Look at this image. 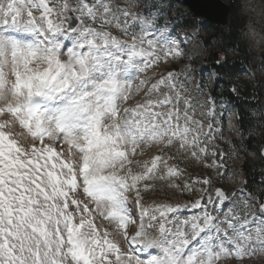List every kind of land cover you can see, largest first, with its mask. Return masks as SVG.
Wrapping results in <instances>:
<instances>
[{
	"label": "snow or ice",
	"instance_id": "snow-or-ice-1",
	"mask_svg": "<svg viewBox=\"0 0 264 264\" xmlns=\"http://www.w3.org/2000/svg\"><path fill=\"white\" fill-rule=\"evenodd\" d=\"M135 21L115 0H0V264H243L264 252V199L183 179L178 156L225 167L210 151L215 102L174 71L141 76L181 52ZM157 182L200 195L145 206Z\"/></svg>",
	"mask_w": 264,
	"mask_h": 264
},
{
	"label": "rangeland",
	"instance_id": "rangeland-1",
	"mask_svg": "<svg viewBox=\"0 0 264 264\" xmlns=\"http://www.w3.org/2000/svg\"><path fill=\"white\" fill-rule=\"evenodd\" d=\"M133 1H136V3L131 4L130 2ZM219 1L227 7L232 5L236 7L239 18L243 20V24L240 29V35L246 47L248 64L242 68L239 78L236 79L237 82L234 88L241 91L242 93H244L245 90H248L251 92L250 100L252 99L260 101L258 110L263 114L260 125L262 126V129H264V0ZM251 2H253V4L261 5V7H250L248 4ZM115 4L119 5L121 8L128 9L130 12L133 11L134 8H136L139 11V18L141 13H146V17L152 21L151 25L155 28L159 26V29L167 28L175 31L178 30L177 32L179 33L176 32V35H174V38H172L171 41L174 42L175 46L181 52V55L178 59H172L171 61L172 70L176 73H178V71H181L183 69L182 65L187 63L188 61H190L189 63L191 67L197 69L200 68L203 64L206 65L207 63H209L208 65H210L212 64V62L216 64L217 62H221L225 58L229 59L232 56L227 47L217 46L212 42L210 23L196 20L191 17V27H189L188 29H181L179 25L181 24L180 22L186 17L187 14H191L188 9L182 4L181 0H129V2L115 0ZM248 10H250L252 13L248 12ZM139 21L134 29L137 33H139L140 31ZM161 23L163 25H161ZM113 32L114 34L120 35V33L116 32L115 29H113ZM160 45L163 44L158 43V47ZM178 78L181 82L186 81L185 76L182 74H179ZM186 84L189 88V93L192 96L197 97V99L202 103L206 102V99L203 97V89L200 88L198 91V89H195L194 86L191 85V83L186 82ZM218 90L220 89L218 88ZM207 99L209 100L210 98L207 97ZM216 105L218 106V111L223 114V117L229 119L232 113V108L230 107V105H226V103L222 102H219ZM209 107L212 106L209 105ZM207 110L208 105L204 109H200L199 107H197L196 118L204 120L202 112H206ZM257 117H259V113ZM230 134L236 138L235 135H233L232 133ZM244 140L245 137H242L241 140L238 141V146L240 148L237 150L239 155L237 159H233L234 162L230 166L232 174H234L232 176H236V181L238 183H240L241 180L244 181V175H242V171H240L243 156L244 158H246L245 155H249L248 157L251 161H256L258 159L257 153H250L246 149ZM165 189L168 190L167 187H163L159 182H157L155 191L145 195L143 201L145 206L151 205L154 202H166V200L170 198L176 200L174 196H168L169 194L165 192ZM161 190L164 191V194L160 193ZM185 216L186 212L180 215V219H183ZM169 218H172L171 215ZM134 227L135 226H133V230ZM221 264H225V262H221ZM226 264H236V262L230 259L226 262ZM243 264H264V260H260L257 253L251 258L245 259L243 261Z\"/></svg>",
	"mask_w": 264,
	"mask_h": 264
},
{
	"label": "trees",
	"instance_id": "trees-1",
	"mask_svg": "<svg viewBox=\"0 0 264 264\" xmlns=\"http://www.w3.org/2000/svg\"><path fill=\"white\" fill-rule=\"evenodd\" d=\"M180 23L181 27H190L192 25L191 17L186 15ZM242 24L243 20L239 18L237 8L232 5L229 6L226 28L210 25L212 42L217 46L227 47L232 55L231 58H225L217 65L212 62V68L215 69L219 77L213 92H217V86L220 85L222 97L228 100L237 111L240 129L247 137L245 145L259 156V141L256 135L261 128L260 122L263 115L258 110L260 101L242 100L236 95V92L232 91L242 68L248 64L246 47L240 35ZM258 113L259 117H257ZM243 171L247 190L256 195L259 200L264 199V184L261 183L262 178H264V160L259 156L257 161H251L247 156L243 164Z\"/></svg>",
	"mask_w": 264,
	"mask_h": 264
},
{
	"label": "water",
	"instance_id": "water-1",
	"mask_svg": "<svg viewBox=\"0 0 264 264\" xmlns=\"http://www.w3.org/2000/svg\"><path fill=\"white\" fill-rule=\"evenodd\" d=\"M195 18L204 19L211 24L226 27L229 8L219 0H182ZM249 97V92L243 96ZM261 155L264 158V130L261 145Z\"/></svg>",
	"mask_w": 264,
	"mask_h": 264
},
{
	"label": "bare ground",
	"instance_id": "bare-ground-1",
	"mask_svg": "<svg viewBox=\"0 0 264 264\" xmlns=\"http://www.w3.org/2000/svg\"><path fill=\"white\" fill-rule=\"evenodd\" d=\"M248 5L250 7H256V6L259 7V8L261 7V5L253 4V2L249 3ZM248 12L252 13L250 10H248Z\"/></svg>",
	"mask_w": 264,
	"mask_h": 264
}]
</instances>
